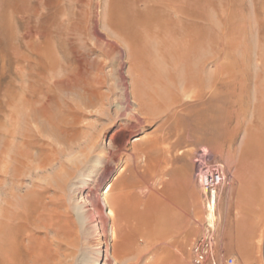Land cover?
<instances>
[{"label":"rangeland","instance_id":"obj_1","mask_svg":"<svg viewBox=\"0 0 264 264\" xmlns=\"http://www.w3.org/2000/svg\"><path fill=\"white\" fill-rule=\"evenodd\" d=\"M44 104L51 124L34 121ZM59 122L97 149L63 156L84 160L64 189L41 168L47 142L63 148ZM127 126L129 172L98 188L116 177L126 212L99 264H264V0H0V170L19 175L10 190L0 173V264H89L80 187ZM219 164L228 180L212 206L199 175Z\"/></svg>","mask_w":264,"mask_h":264},{"label":"bare ground","instance_id":"obj_2","mask_svg":"<svg viewBox=\"0 0 264 264\" xmlns=\"http://www.w3.org/2000/svg\"><path fill=\"white\" fill-rule=\"evenodd\" d=\"M44 55V54H43ZM43 63V62H42ZM50 63V62H49ZM52 65V64H51ZM53 66V65H52ZM123 66V65H122ZM52 68V67H51ZM85 87V86H84ZM83 88V87H82ZM187 89V87H186ZM84 91V90H83ZM126 93V92H125ZM134 100H135V103L136 106L135 108H138V109H141L143 107V102L140 98H138L137 94L135 92H132L131 93ZM84 95L86 96V93L84 92ZM84 96V97H85ZM88 97V96H87ZM91 97H89L88 99H90ZM128 98V96H127ZM81 99V98H80ZM79 99V100H80ZM200 99V98H199ZM82 100V99H81ZM87 100V98H86ZM91 100V99H90ZM84 102V104L87 102H85V99L82 100ZM81 101V102H82ZM82 103H80L79 101H77V103H80L82 105H84ZM93 102V100L91 101ZM90 102V104H91ZM94 104V102L92 103ZM91 104V106H93ZM80 105V107L82 106ZM87 105V104H85ZM84 105V106H85ZM23 106V105H22ZM48 105H42L39 110L41 111L40 114H38L37 112L34 113L33 117L34 118V121H38V118L39 120L41 119H44L46 122H49L50 123V120L48 119V116L46 115L45 112H47L48 114H50V110H48ZM89 106V105H88ZM86 107V106H85ZM84 107V108H85ZM90 107V106H89ZM82 108V107H81ZM83 108V109H84ZM87 109V108H85ZM138 109H135L138 111ZM134 110V111H135ZM136 111V112H137ZM52 112V111H51ZM141 113V111H139ZM137 112V113H139ZM30 113V112H29ZM52 113H55L54 110ZM53 115V114H52ZM136 115V114H135ZM134 117V115H133ZM137 117V116H136ZM139 118V117H138ZM137 118V119H138ZM141 118V117H140ZM139 118V120H140ZM136 119V118H135ZM55 120V119H54ZM59 120V119H58ZM61 120V119H60ZM73 121V120H72ZM57 122V121H56ZM65 122V121H64ZM69 122H71L69 120ZM58 123V122H57ZM51 124V123H50ZM73 124V123H71ZM70 123L68 124H65L63 122H59V126L60 128L58 130L56 129H51V134L54 136V143L56 142L57 145H62L63 148L61 149H57L55 146H53V144H49L47 142V147H52V152L55 154L54 157H46V158H43V155L40 156V158H43L41 159V168H46V166H50L52 169H54L55 171V182L56 184L58 185L59 188L61 189H64V186H65V183L68 181V179L72 178L75 174V172L77 170H79V168L81 166H83L84 164V160L81 158V157H78L77 158H74L73 160H69V162H66L64 160H62L63 156L65 155H68V154H73L72 152H74L75 154V149L78 150V152L80 154H82V156H84V154L89 151L88 153L90 154H95L96 152V145L94 144V142L91 144V146H88L90 147L88 150L85 149L84 146H82V144L80 143L79 145L77 144V136H76V133L74 132V129L75 127H71L69 126ZM130 125V124H129ZM48 126V125H47ZM133 126V125H132ZM132 126L130 127H126V128H122L118 131L117 135L116 136V152H111L113 153V155L111 156V158L108 160H105L103 163L102 162H99L101 163L100 165H96V163L98 162V159H97V156H94L90 159L89 161V164H88V168H91L93 171H92V178L83 183L81 185V195H82V203L85 204L86 208L88 209V212H89V215L92 219V222L94 223V226H93V229L96 231V236H94L95 240L93 241V244L91 243V249L90 251L87 253V260H88V263L89 264H99V261H100V258H101V248H102V245L104 243V237H105V232L107 231V225L109 224V222H111V227H112V235H113V238L112 239H115L116 236H117V227H116V224H117V221L120 217L124 216L125 215V212H126V209H125V202H124V196H125V193L124 191L120 193L121 195V199L122 200H119L120 196L118 197L119 199L114 200L113 199V192L115 191L116 188V181H115V178L116 177H113L111 179V181L108 183V185L104 188L102 194L100 195V198L98 197V188L102 185V181L104 179V177L110 172L112 171L113 169L115 170V173L113 176H117V175H120L121 177L125 176L128 172H129V164L131 162V159L132 158H135L134 156V151H135V148L133 147V144L130 143L131 141V137L133 135V129ZM53 128V127H52ZM48 130V128H46ZM88 135H91V134H87ZM85 136V135H84ZM113 136V137H115ZM85 139V137H83ZM115 139V138H114ZM91 140V139H90ZM94 140V139H93ZM86 140H84V143H85ZM88 141V140H87ZM95 141V140H94ZM97 141V140H96ZM95 141V142H96ZM115 142V140H114ZM113 142V143H114ZM46 143V142H45ZM129 143H130V146H129ZM97 144V142H96ZM84 145V144H83ZM110 145V144H109ZM101 147V146H99ZM111 147V146H110ZM113 147V146H112ZM110 148L111 151L114 149V148ZM130 147V148H129ZM98 148V147H97ZM103 148V147H102ZM105 148V147H104ZM41 151H44V148H39ZM100 149V148H99ZM98 149V151H99ZM108 149V148H107ZM46 150V149H45ZM103 150V149H102ZM106 150V149H105ZM109 150V149H108ZM127 152L128 153V157L126 160L123 161V166H120V163L119 161L122 159V154L124 152ZM131 151V152H130ZM100 152V151H99ZM103 152V151H101ZM104 153V152H103ZM109 153V152H108ZM98 154V152H97ZM105 154V153H104ZM61 155V159L58 157ZM108 155V154H107ZM87 156V155H86ZM106 156V155H105ZM104 156V157H105ZM104 157H103V160H104ZM108 157V156H107ZM147 157V156H146ZM128 158H131L130 160ZM150 158V157H149ZM146 159V158H144ZM86 160V159H85ZM58 162L57 165L53 164V162ZM68 161V160H67ZM133 161V160H132ZM136 161V159H135ZM139 161V160H137ZM142 161V160H141ZM144 161V160H143ZM146 162V161H145ZM86 163V162H85ZM151 163V162H150ZM98 164V163H97ZM142 164V163H140ZM148 165V164H147ZM137 167V166H136ZM150 167V165L148 166ZM147 167V168H148ZM219 167H221L222 169L225 168L224 165L222 164H219ZM236 167V166H235ZM138 168V167H137ZM138 169L141 170V168L139 167ZM134 170V169H133ZM12 171V169L10 170ZM9 170H0V173L2 172L4 175H8L9 176V179L12 181V184L10 185V190H12L14 188V186L16 185L15 182H17L19 180V175L15 174V173H11ZM14 172V171H12ZM1 178V176H0ZM233 178L234 179H238V174L237 173H234L233 174ZM243 178V177H242ZM117 179V178H116ZM233 179V180H234ZM244 179V178H243ZM72 180V179H71ZM242 181V180H241ZM74 182V181H73ZM72 182V183H73ZM95 182V185H96V190H91L92 186H93V183ZM242 183V182H241ZM256 183V182H255ZM75 184V183H74ZM244 184V183H243ZM68 185V184H67ZM255 185V184H254ZM72 186V185H71ZM119 187V186H118ZM125 187V186H124ZM235 187V186H234ZM237 187V186H236ZM244 187V186H242ZM251 187V186H250ZM72 188V187H71ZM247 188V187H245ZM249 188V187H248ZM256 188V187H255ZM124 189V188H123ZM261 189V188H260ZM119 190V189H117ZM125 190V189H124ZM141 190V189H140ZM233 190V189H232ZM63 191V190H62ZM65 191V190H64ZM67 191V190H66ZM71 191V190H70ZM240 191V190H239ZM257 191H260V190H257ZM12 192V191H11ZM149 192H156L155 188H151L149 187ZM263 192V191H262ZM255 193V192H254ZM257 193V192H256ZM216 192L213 194V199L215 200L217 197H216ZM259 194V192H258ZM142 195V194H141ZM144 196H146V194H143ZM258 196V195H257ZM256 196V197H257ZM115 197V196H114ZM242 197V196H241ZM117 198V197H116ZM255 198V197H254ZM119 200V201H118ZM106 207V212H107V216H108V219H105L104 217V208L102 207L103 205ZM106 216V217H107ZM263 240V239H262ZM263 243V241H262ZM260 245V243H259ZM251 257V256H250Z\"/></svg>","mask_w":264,"mask_h":264},{"label":"built area","instance_id":"obj_3","mask_svg":"<svg viewBox=\"0 0 264 264\" xmlns=\"http://www.w3.org/2000/svg\"><path fill=\"white\" fill-rule=\"evenodd\" d=\"M200 179V185L203 191L208 195L209 201L211 205L213 206L212 198L213 194L215 192H218L220 188H222L228 180V177L225 173V171L219 167L216 166L214 168L204 167L200 171L199 175ZM214 227V221L211 225H209V229L213 230ZM202 246H210L212 245V237L208 236L206 241H203ZM199 262H201L204 259V255L200 253V248L197 249ZM223 264H237L236 259L234 257L227 258Z\"/></svg>","mask_w":264,"mask_h":264}]
</instances>
